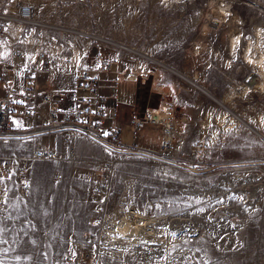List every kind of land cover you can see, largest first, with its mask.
Wrapping results in <instances>:
<instances>
[{"label":"rangeland","instance_id":"374dc122","mask_svg":"<svg viewBox=\"0 0 264 264\" xmlns=\"http://www.w3.org/2000/svg\"><path fill=\"white\" fill-rule=\"evenodd\" d=\"M161 2L107 0L105 17L87 11L93 27L101 12L114 46L143 55L148 77L132 81L138 117L163 120L137 144L155 142L120 148L65 137L50 146L57 160L15 161L10 173L3 163L27 156L35 140L0 143V264H264V125L256 121L264 95L243 60L246 40L264 27V0ZM133 6L136 17L125 14ZM120 132L132 143V131Z\"/></svg>","mask_w":264,"mask_h":264},{"label":"built area","instance_id":"2783aa9c","mask_svg":"<svg viewBox=\"0 0 264 264\" xmlns=\"http://www.w3.org/2000/svg\"><path fill=\"white\" fill-rule=\"evenodd\" d=\"M15 2L16 10L10 11L9 5L13 0L6 3L0 0V84L5 86V94L0 98V143L6 144L22 136H26V142H42L50 141L53 136L64 139L86 135L128 148L120 142L119 129L110 128L106 134L102 132L107 98L101 94L100 75L117 68L124 80L137 81L140 78L144 82L148 77L142 73L145 71L144 58L125 52L122 46L113 47L114 42L94 38L101 32L96 25H91L87 12L93 6L92 0H48L41 9L48 8L45 13L36 12L22 1ZM103 35L108 39L111 37L106 28ZM85 41L89 47L81 52ZM71 46L79 47L75 55ZM107 49L115 56L108 57L107 53L104 56ZM68 69L78 73L79 86L91 96V100L75 101L68 111L51 109L44 116L40 115L41 105L49 102L50 98L37 92L34 85L37 75H53ZM112 92L115 93L114 88ZM15 117L30 118L33 123L18 130ZM162 120L152 111H146L141 118L134 113L130 119L133 136L148 126L159 125ZM163 144L167 148L168 143L164 141ZM54 160H57L56 152L42 147L25 157L8 160L3 163V169L13 172L15 161L34 163ZM28 190L29 185L22 183V193ZM6 201L1 198L0 210L5 208Z\"/></svg>","mask_w":264,"mask_h":264},{"label":"crops","instance_id":"0c3cea01","mask_svg":"<svg viewBox=\"0 0 264 264\" xmlns=\"http://www.w3.org/2000/svg\"><path fill=\"white\" fill-rule=\"evenodd\" d=\"M107 56L112 57L113 54H107ZM77 76L78 73L72 69L57 72L53 75H48L46 73H39L37 75V78L34 82L37 92L42 95H48L50 98L49 102L41 105L40 115L44 116L51 109H55L59 112L68 111L72 109L75 101L86 102L91 100V96L80 88V81L77 79ZM100 81L101 94L107 98V103L105 106V122L108 125H111V128H117L120 130L121 126H125L129 131L133 132V129L130 125V119L134 113L138 116L137 109L141 101L139 85L136 84V82L124 80L117 68H114L108 74L100 75ZM113 88L115 89V93L112 92ZM14 122L17 124V129L20 130L23 127L27 128L31 126L33 120L30 118L21 119L15 117ZM154 129L155 127H147L142 131H139L135 136H132V143H124L121 140L120 142L125 147H140L150 145L155 141L147 142L146 145L137 144V142L143 141L141 135L139 137L138 135L147 131L155 132ZM63 140V138H57L53 136L51 137L50 141L43 140L40 143L38 140H35L32 143L26 144V147L28 148V151H30L29 153L42 147L51 150V145H54L55 149L57 150L59 143L63 144V142H65Z\"/></svg>","mask_w":264,"mask_h":264},{"label":"bare ground","instance_id":"6f19581e","mask_svg":"<svg viewBox=\"0 0 264 264\" xmlns=\"http://www.w3.org/2000/svg\"><path fill=\"white\" fill-rule=\"evenodd\" d=\"M15 1H22L24 3L31 5L35 9L36 12L41 11V12L45 13L48 11V8L41 10L44 7V5L47 4L48 0H45V1H43V0H26V2L24 0H13V3L10 4L9 10H11V11L16 10V6H15L16 2ZM106 1L107 0H92L93 6L91 7V10L95 9L94 12L96 14V11L99 8H101L100 10L102 12V15H103V17H105L107 12L110 13L109 12L110 10L108 11L109 7L108 8L103 7V5L105 4ZM150 1H154V0H150ZM161 1H162L161 3L164 4L166 2L171 3L174 0L173 1L172 0H161ZM175 1L177 2V0H175ZM135 11H137L136 14L138 15L139 9L137 6H133L131 9L127 10L125 14L128 16H135L136 17L137 15L134 13ZM101 12H100V14L97 13V15H96L97 17L95 20V25L98 27L99 32H101V33H99V36H94V38L97 41H100L99 39H105L104 41H106L108 43H113L114 39H113V35L111 33H110L111 37L109 39L107 37L106 38L104 37L105 34L103 35V33L105 32L106 26L102 25L103 21L101 20V16H102ZM117 18L119 20L120 16H118ZM105 25H107V24L105 23ZM254 36H255V38L249 37L246 40L247 44L243 50V60H244V62L248 63L249 65H252L256 69L257 73L259 74L260 79L258 82L259 85L256 86V89H254V91L258 90L262 95H264V27L256 26L254 28ZM241 37H242L241 32L236 34L233 37L232 49H231L232 60L235 59V57H236L235 55H236V51L238 49L239 43L241 41ZM74 47L79 48L78 46H74ZM88 47H89L88 42H86V41L81 45V49L83 50V52L87 51ZM113 47H116V46L113 45ZM70 49H73V47L71 46ZM77 52L78 51L73 49V55H75ZM131 52L138 55V56H143V55L136 53L132 50L127 51V53H131ZM255 57H257V59H255ZM122 58L125 59L124 56H122ZM142 73L145 75V71ZM176 74H178V73H176ZM178 75L181 76L183 79L189 81V79L186 78L185 76L180 75V74H178ZM129 77H132V76H129ZM190 83H192V85H195L196 87H198L199 89H201L205 93L209 94L206 90H204L201 86H199V84L197 83V79L190 81ZM247 91H249L248 88H245L244 92H247ZM252 112H253V108L251 110V113ZM256 121L258 122L259 125H264V114L262 112L256 116ZM104 125H105V122H104ZM164 131H165L166 140L171 141L173 138V130H172L171 125L168 121H167V123L166 122L164 123ZM155 153L156 152H152V154H155ZM152 239H153V236H152Z\"/></svg>","mask_w":264,"mask_h":264}]
</instances>
